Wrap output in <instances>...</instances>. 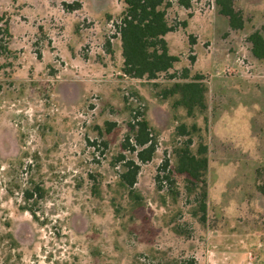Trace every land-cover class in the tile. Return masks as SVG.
Wrapping results in <instances>:
<instances>
[{
    "label": "rangeland",
    "instance_id": "374dc122",
    "mask_svg": "<svg viewBox=\"0 0 264 264\" xmlns=\"http://www.w3.org/2000/svg\"><path fill=\"white\" fill-rule=\"evenodd\" d=\"M170 1L179 62L149 80L123 72L122 0H0V264H264V60L250 41L264 38V0H235L241 29L215 0ZM195 75L205 107L190 114L165 91ZM135 116L156 145L144 163L126 148ZM189 139L208 147L205 220L176 171ZM169 173L171 188L157 179Z\"/></svg>",
    "mask_w": 264,
    "mask_h": 264
},
{
    "label": "trees",
    "instance_id": "16d2710c",
    "mask_svg": "<svg viewBox=\"0 0 264 264\" xmlns=\"http://www.w3.org/2000/svg\"><path fill=\"white\" fill-rule=\"evenodd\" d=\"M181 7L189 9L191 7V0H175ZM220 8V13L229 18L230 26L234 29H241L243 27V20L240 13L235 9V0H215ZM125 4V9L117 24L118 34L122 42V57L124 59L123 72L126 76L136 79L147 78L149 80H156L160 74L169 73L179 62V57L170 53L169 45L166 40L168 33L176 30V26L169 23L167 18L168 9L172 5L170 0H122ZM69 7V6H68ZM69 9H74L70 6ZM183 27L187 26L184 21L181 24ZM4 34L10 36L8 24L4 18L0 16V37ZM1 41V39H0ZM252 43V53L259 59L264 60V38L259 32H255L250 36ZM109 46V41H107ZM1 48V44H0ZM110 48V46H109ZM5 46V51H7ZM109 51H111L109 49ZM0 52V59L2 58ZM192 62L195 58H191ZM1 68V66H0ZM172 79L176 78V74L171 75ZM201 75H195L190 81L176 82L171 89L165 91L166 96L180 94L181 104L188 109V113L192 114L197 107H205V92L206 87L199 83ZM190 79V70L183 69L181 80ZM136 123L131 126L134 133L135 146H132L127 139L128 145L126 148H131L133 152L137 153L141 162H148L151 160L156 150V145L153 143L152 128L147 119L138 120V116L134 117ZM138 120V121H137ZM181 134L185 135L186 128L181 127ZM196 129V126L193 127ZM187 147L178 151L176 171L180 174L188 176L187 188L189 190H199V198L196 200L194 207V214L202 213V220H205L207 213V179L206 173L208 170V147L201 144L194 154L190 149L192 140L189 139ZM139 148V149H136ZM169 163L164 164V172L167 170ZM126 170L120 175V182L128 190L130 195L136 194L134 189L137 183V177L140 172V166L134 161L125 163ZM158 175L159 184L162 182L169 183V188L175 185V180L172 179L171 173L162 177ZM162 187V186H161ZM264 192V185H263ZM196 191V190H195ZM37 191H26V200L33 199ZM38 198H42L39 195ZM177 264H199L194 258L188 261H174Z\"/></svg>",
    "mask_w": 264,
    "mask_h": 264
},
{
    "label": "flooded vegetation",
    "instance_id": "af4514ba",
    "mask_svg": "<svg viewBox=\"0 0 264 264\" xmlns=\"http://www.w3.org/2000/svg\"><path fill=\"white\" fill-rule=\"evenodd\" d=\"M35 197H36V198H38V197H39V195H37V194H36V195L34 196V198H33V199H35ZM33 199H30V200H33ZM28 201H29V200H28Z\"/></svg>",
    "mask_w": 264,
    "mask_h": 264
},
{
    "label": "crops",
    "instance_id": "0c3cea01",
    "mask_svg": "<svg viewBox=\"0 0 264 264\" xmlns=\"http://www.w3.org/2000/svg\"><path fill=\"white\" fill-rule=\"evenodd\" d=\"M168 35H169V33L167 34V36H166V40H168L167 38H168ZM168 42V41H167ZM121 51H122V45H121Z\"/></svg>",
    "mask_w": 264,
    "mask_h": 264
}]
</instances>
